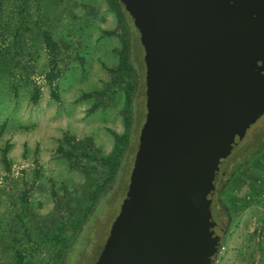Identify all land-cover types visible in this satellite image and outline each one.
Segmentation results:
<instances>
[{"label": "rangeland", "instance_id": "rangeland-1", "mask_svg": "<svg viewBox=\"0 0 264 264\" xmlns=\"http://www.w3.org/2000/svg\"><path fill=\"white\" fill-rule=\"evenodd\" d=\"M128 17L135 80L121 62L127 29L110 0H0V264H93L102 249L146 112L143 47ZM263 139L264 113L230 156L257 151ZM73 147L94 150L97 159L124 156L113 189L98 202L95 191L112 180L109 165L70 162L60 148ZM220 199L230 223L214 264H264V145Z\"/></svg>", "mask_w": 264, "mask_h": 264}, {"label": "water", "instance_id": "water-1", "mask_svg": "<svg viewBox=\"0 0 264 264\" xmlns=\"http://www.w3.org/2000/svg\"><path fill=\"white\" fill-rule=\"evenodd\" d=\"M143 47L145 118L93 264H214L218 171L264 113V0H119Z\"/></svg>", "mask_w": 264, "mask_h": 264}, {"label": "trees", "instance_id": "trees-1", "mask_svg": "<svg viewBox=\"0 0 264 264\" xmlns=\"http://www.w3.org/2000/svg\"><path fill=\"white\" fill-rule=\"evenodd\" d=\"M110 2L112 4V7L114 8V10L117 11V14L122 19V23L124 24V26L127 29V35L124 38V46H125L126 51H125V54L123 55L121 62L123 64V68L132 72V75H133L134 80H135V75L137 76V72L135 70V66L132 65L133 60L131 59L133 53L131 50L132 35L130 33V27H129V21H128L129 15L125 11L123 5L119 2V0H110ZM127 17H128V19H127ZM44 37H45V42H46L47 46L49 47L50 51L52 53H54L55 49H56V43L54 42V40L52 39V37L50 36L49 33L46 32ZM55 77H56V73L54 72V69L51 70L47 74V79L50 81L54 80ZM135 89H136V86L134 84L132 86H130V93H132V96L130 98V102H132V104H133V98L135 96ZM39 92H40L39 87H35L33 90V95H32L33 102H36L38 100ZM52 93H53V96L57 97V94L54 90L52 91ZM132 119H133V109L131 111V122L128 123V127H127V137H128L129 143L126 146V149H128L130 146V133H131V127H132V122H133ZM77 149H79V148L73 147L71 150L63 151V149L60 148L64 157L67 160H69L70 162L72 160H76L75 162L77 163V161L79 162L80 160L82 161V159L85 160V158H87V159H91V160L94 159L96 161L100 160V162L99 161H97V162L102 164V165L103 164L106 166L109 165L108 171L109 172L111 171L112 180H110L109 183L107 182L108 183V184L106 183L107 185L106 184L104 185V183L101 184L99 186V188H97V190L95 191V193H94V196L96 197L95 201L98 202L99 198L103 194H105V192H109L110 189L111 190L113 189V186L115 185V182H116L117 172L119 170V166H120L122 160L124 159V156H122V158L114 156V157H100L97 159L96 152L94 150L80 151L79 154H76ZM3 153L6 154V151L4 150ZM4 161H5V163L7 162L5 158H4ZM6 167L8 168V163H6ZM96 202H94V203H96ZM224 210H225V208H224ZM68 250H69V248L67 250L63 251V253L60 255L61 260L65 258V255L67 254ZM22 259H23V255L18 252L17 253V260L21 263Z\"/></svg>", "mask_w": 264, "mask_h": 264}, {"label": "flooded vegetation", "instance_id": "flooded-vegetation-1", "mask_svg": "<svg viewBox=\"0 0 264 264\" xmlns=\"http://www.w3.org/2000/svg\"><path fill=\"white\" fill-rule=\"evenodd\" d=\"M263 141L264 139L261 142ZM262 145L264 144H261L257 151H261ZM257 151L252 147L251 149H246L238 153L234 158L230 156L231 152L223 161L218 171L215 191L211 202V210L219 221V224L216 223L220 227H227L230 223V213L224 202L220 199V192H223V190L230 185L234 175L247 165L249 158H251Z\"/></svg>", "mask_w": 264, "mask_h": 264}]
</instances>
